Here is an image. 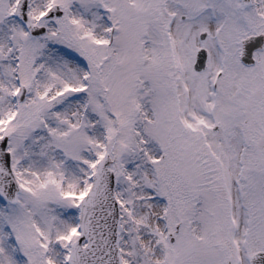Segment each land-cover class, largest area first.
<instances>
[{
    "label": "snow or ice",
    "instance_id": "6c2138e0",
    "mask_svg": "<svg viewBox=\"0 0 264 264\" xmlns=\"http://www.w3.org/2000/svg\"><path fill=\"white\" fill-rule=\"evenodd\" d=\"M0 264H264V0H0Z\"/></svg>",
    "mask_w": 264,
    "mask_h": 264
}]
</instances>
